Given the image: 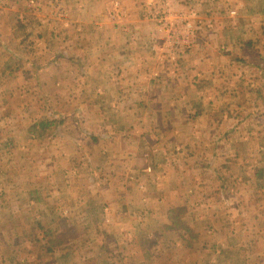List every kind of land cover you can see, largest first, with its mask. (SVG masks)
Segmentation results:
<instances>
[{
  "label": "crops",
  "instance_id": "1",
  "mask_svg": "<svg viewBox=\"0 0 264 264\" xmlns=\"http://www.w3.org/2000/svg\"><path fill=\"white\" fill-rule=\"evenodd\" d=\"M175 1L179 2L172 3L174 8L178 7L174 10L178 16L174 18L176 22H169L170 30L184 19L185 12L186 16H203L204 21H208L206 16L215 15L219 45L213 38L207 40L204 32L198 34L196 43L178 66L169 59V93H161V88L157 92L155 86H148V91L141 93L152 98L169 97L168 139L157 122L150 123L148 133L138 132L144 124L137 120L140 117H133L135 114L126 121L102 120L101 125L107 130L104 152L119 147V157L126 159L121 166L116 163L105 172L94 166L91 171L96 177L108 174L114 178L123 175L127 167L136 169L135 162L141 173L148 172L149 166V172H158L160 180L153 186L155 194L143 198L150 201L146 216L151 219L122 220L126 217L121 202L124 196H119L118 185L113 186L112 179L102 181V186L109 188L103 208L114 212L110 227L104 220H86L87 230L83 233L79 231L80 225L72 224L78 220H59L49 226L41 220H0V227L7 224L0 229V264H75V258H71L75 253L103 254L101 250L110 237L115 244L117 239L118 245L121 238V244L130 248L124 264H144L149 253L154 256L162 249V236L160 232H146L147 239H153L151 250L147 249L143 240L137 239L135 224L168 227L171 213L175 216L183 211V222L193 229L195 236H189L183 228L167 229L174 240L170 242L172 251L166 264H264V201L249 204L246 194L264 191V0H212V5L211 0ZM194 3H200L196 7L198 12L191 8ZM22 8H29L22 0H0V88L1 93L9 92V96L19 94L17 91L26 96L25 82L33 70L27 67L30 62L20 57L26 47L17 27L21 20L16 22L14 16L24 13L29 19L30 13ZM222 44L226 45L225 50L221 49ZM118 61L123 63L122 67L128 63L125 56ZM89 65L93 75L98 64ZM56 70L52 66L41 69L43 82L58 78ZM101 73L104 81L110 80L105 69ZM90 74L85 73L83 78ZM129 80L132 87L122 86L119 91L136 95L134 85L139 77ZM110 82L104 85L108 89L112 82L119 83ZM89 103L87 106L91 107ZM126 105L120 104L115 111L131 112V106ZM103 108L101 112L114 111L109 106ZM149 111L160 112L152 105ZM156 153L163 156L160 169L153 162ZM252 181L262 183L255 186L258 192ZM173 209L178 211L171 212ZM38 223L51 227L55 234L63 232L68 236L67 242L49 251ZM85 240H92L90 249ZM36 242H41L40 257Z\"/></svg>",
  "mask_w": 264,
  "mask_h": 264
},
{
  "label": "rangeland",
  "instance_id": "2",
  "mask_svg": "<svg viewBox=\"0 0 264 264\" xmlns=\"http://www.w3.org/2000/svg\"><path fill=\"white\" fill-rule=\"evenodd\" d=\"M22 1L29 6L22 8L30 12L29 19L24 13L20 17L13 16L16 22L21 20L22 23L17 27L23 34L26 50L20 52V57L29 61L27 67L33 70L25 82L26 96H20L22 93L15 92L16 89L14 92L19 94L9 96V92L1 93L0 88V220H41L47 226L59 220H78L72 224L80 225L79 231L84 233L86 220H115L113 210L103 208L109 188H104L102 181L107 183L110 179L113 186L118 185L119 196H124L121 202L126 217L122 220H150L146 216L150 201L143 198L155 194L153 186L160 180L158 172H149V166L148 172L141 173L137 171L139 165L134 162L136 169L127 167L118 177L91 174L93 166L99 172H105L116 163L121 166L126 159L119 157V147L111 148L110 154L104 152L107 130L101 125L102 120L126 121L135 114L133 117H140L137 120L144 124L142 131L138 132L148 133L150 123L157 122L155 124L163 126L160 130L168 139L169 97L152 98L148 93L142 96L141 93L147 92L148 86H155L157 92L161 88V93H169V59L178 66L202 32L207 40L213 38L217 44L216 24L213 22L217 17L206 16L208 21H204L203 16H186L185 12L184 19L170 30L178 16L174 13L178 7L172 5L179 3L175 0ZM199 4L191 6L193 11H197ZM230 14L235 13L231 11ZM228 17L225 20H229ZM221 49L225 50L226 45L222 44ZM124 56L128 63L122 67L123 63L118 59ZM91 62L98 64L93 75L90 74L92 66H88ZM50 66L57 67L58 78L43 82L45 78L40 70ZM102 69L106 70L110 80L104 81ZM87 71L90 74L88 80L83 78ZM53 73L50 74L55 76ZM135 77H139L134 85L136 95L121 94L119 89L132 87L129 79ZM110 81L119 83L113 85L112 82L111 89H108L104 85L111 84ZM87 102H91V107ZM124 102L132 110L119 114L115 110ZM113 103L117 106L113 107ZM151 105L160 112H150ZM106 106L115 112H101ZM43 123L55 124L56 128L54 125L43 127ZM162 157L161 153H156L153 158L157 169L164 164ZM97 181L100 184H96ZM261 182L264 184V180ZM262 183L252 181L251 185L258 192L255 186ZM246 194L249 204L264 201V191ZM184 213L180 215L181 220H184ZM167 229L182 230V227L159 225L151 228L135 224L137 239L143 240L147 249L153 239H147L146 232H160L162 236L159 238L162 249L153 253L154 256L149 253L144 264L168 262L172 251L170 242L174 238L169 236ZM112 238L107 239L110 240L101 250L103 254H87L86 251L84 254L75 253L71 258H75V264H89L91 261L90 264H103L104 261L124 264L130 248L124 242L121 244V238L119 245L117 239L115 244ZM37 243L40 257L41 242ZM94 243L100 244L96 240ZM92 244V240H85L86 248L90 249Z\"/></svg>",
  "mask_w": 264,
  "mask_h": 264
},
{
  "label": "trees",
  "instance_id": "3",
  "mask_svg": "<svg viewBox=\"0 0 264 264\" xmlns=\"http://www.w3.org/2000/svg\"><path fill=\"white\" fill-rule=\"evenodd\" d=\"M43 127H52V125H54L53 127L56 128V125L55 124H48V123H43L41 124ZM52 130V129H51ZM178 209H173L171 212H177ZM180 215L179 214H176L175 216L170 215V218H171V224L168 225V227L170 228H176L178 226H181L183 229L187 230L186 232L189 233L190 235L189 236H195L194 235V231L191 227H189L186 223L183 222V220H179L180 219ZM37 227L38 229L44 231L45 233V239H46V242L45 244L47 245L48 247V250L51 251L52 247L53 246H57V245H62L64 244L65 242H67V238L68 236L66 234H64L63 232L61 233H54V231L52 230L51 227H47L45 225H41V224H37Z\"/></svg>",
  "mask_w": 264,
  "mask_h": 264
},
{
  "label": "built area",
  "instance_id": "4",
  "mask_svg": "<svg viewBox=\"0 0 264 264\" xmlns=\"http://www.w3.org/2000/svg\"><path fill=\"white\" fill-rule=\"evenodd\" d=\"M233 13H235L234 11H233ZM106 222H111V220H105Z\"/></svg>",
  "mask_w": 264,
  "mask_h": 264
}]
</instances>
